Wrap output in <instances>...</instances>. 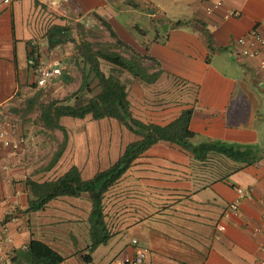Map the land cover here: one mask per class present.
<instances>
[{"label": "crops", "instance_id": "0c3cea01", "mask_svg": "<svg viewBox=\"0 0 264 264\" xmlns=\"http://www.w3.org/2000/svg\"><path fill=\"white\" fill-rule=\"evenodd\" d=\"M221 1L222 8L206 14L203 0H68L56 10L36 0H0V117L9 138L21 140L15 151L0 150V227L5 229L0 264H28L31 240L60 254L61 264H109L140 250L143 264H259L264 256V46L247 57L236 41L252 30L264 38V0ZM227 9L240 16H227ZM54 26L66 28L68 42L49 48ZM84 30L106 35L129 56H148L143 65L160 73L151 84L124 73L131 79L126 87L133 115L135 89L151 86V120L145 123L166 125L191 109L193 145L248 147L258 158L246 165L209 153L200 161L175 144L152 145L105 193L112 237L88 263L82 258L89 243L88 195L58 197L31 211L26 185L27 179L50 180L71 166L87 180L136 138L110 119L95 121L111 125L103 130L93 128L90 118L62 124L67 117H61L66 143L55 165L45 170L53 154L42 160L34 139L38 130L51 129L38 123L37 115L41 119V106L48 103L44 94L56 98L73 72L84 67L76 39ZM40 61H55L61 71L45 87L35 83ZM236 187L247 196L234 215L228 206L236 200Z\"/></svg>", "mask_w": 264, "mask_h": 264}, {"label": "trees", "instance_id": "16d2710c", "mask_svg": "<svg viewBox=\"0 0 264 264\" xmlns=\"http://www.w3.org/2000/svg\"><path fill=\"white\" fill-rule=\"evenodd\" d=\"M68 41L66 28L52 27L47 36L49 48L64 44ZM94 45L83 41L78 47L79 64L87 66L80 68V84L76 91L68 96L75 97L82 94L83 90L90 92V96L84 101L73 105L66 101L50 100L41 106V120L45 127L60 129L63 133V141L53 153L45 170L55 165L62 154L66 143L64 128L58 124L61 117H69L78 120L90 118L94 121L102 119L115 120L120 126L134 135L135 140L127 143L118 158L106 169L96 172L91 178L84 180L79 170L71 166L58 177L46 179L42 182L27 179L28 208L31 211L41 210L45 205L58 197H79L86 193L91 203L88 214V239L87 253L83 255L85 263L90 262L92 252L101 245H106L112 234L105 220L103 199L119 180V178L131 167L133 162L151 148L152 145L164 141L175 144L183 151L189 152L196 160H205L209 153L224 156L232 161L251 165L258 158L251 148H240L222 142H204L193 145L191 139L194 132L189 128L191 109L181 111L179 116L166 125L145 123L136 118L131 110L127 98L126 84L120 79V74H128L133 79H138L145 84L153 83L160 73H151V69L143 65L144 60H151L148 56L139 57L131 55L124 57L115 50L116 44L105 43ZM109 66V72L101 69V63ZM96 82L95 90L88 88V78ZM26 259L28 264H61L64 258L51 249L48 245L37 240H31L26 247Z\"/></svg>", "mask_w": 264, "mask_h": 264}, {"label": "rangeland", "instance_id": "374dc122", "mask_svg": "<svg viewBox=\"0 0 264 264\" xmlns=\"http://www.w3.org/2000/svg\"><path fill=\"white\" fill-rule=\"evenodd\" d=\"M182 2H177L175 4V6H179ZM168 18H170L168 16V11H162ZM172 20V19H170ZM84 35H80L79 37H76L77 41L82 43L83 41H86V39H88L93 45L94 48L97 49L98 46L97 45H103L105 43H108L104 38L106 37V35H100L98 32H94V31H90V33H88V31L84 30ZM88 33V35H87ZM150 35H147L145 37V43H147L151 37V32H149ZM105 34V33H104ZM68 42V41H67ZM66 42V43H67ZM64 43V44H66ZM111 44H113V42H110ZM115 50L117 52H119L120 54L122 53L124 57H129V55H127L125 53V51L123 49H121L118 46H115ZM151 68V66H149ZM102 71H104L105 73L109 72V67L104 65L103 67H101ZM80 69H77V72H73V77H69L72 80H69L68 82H71L70 85L65 86L61 92H59V95L56 96V98L54 96L52 100H56V101H66V103L68 104H75V103H79L85 100L86 97H89L91 94L90 92H88L87 90H83L82 94H78L75 97L70 96V98H68V96L70 94H72L74 91H76L77 86L79 85V81H80ZM120 79L126 84V86L130 87L131 83H130V78H127L126 75L124 74H120ZM88 88L91 89L92 91L95 90V85L96 82L92 79V77L90 76L88 78ZM128 84V85H127ZM136 94H134L135 96L132 98L133 99V110L135 111V115L139 118H141V120H143L144 122H149L151 120V86H147V85H141V86H137V90L135 89ZM51 98L50 94H44L43 99L49 101ZM44 104V103H42ZM38 112V111H37ZM133 113V111H132ZM147 113L149 115V117L147 116ZM134 114V113H133ZM71 120V118L67 117V118H63L62 120V124H66L68 123L69 120ZM91 121V125L93 128L95 129H105L104 127L108 126L110 127L111 125L106 123V122H100L99 124L96 123L94 120H90ZM112 122H115V120H111ZM37 122L41 123V119L39 118V115H37ZM65 132L67 131V125H65L64 128ZM40 131V132H39ZM62 141V133L60 129H53V130H48V129H41L38 130V133L34 139V145L36 147H38L39 151H40V155L42 156V160H47L49 158L50 155L53 154L54 149L57 148V146L60 144V142ZM32 145V144H31Z\"/></svg>", "mask_w": 264, "mask_h": 264}, {"label": "built area", "instance_id": "2783aa9c", "mask_svg": "<svg viewBox=\"0 0 264 264\" xmlns=\"http://www.w3.org/2000/svg\"><path fill=\"white\" fill-rule=\"evenodd\" d=\"M6 1V0H5ZM39 4L49 7L51 10L59 9L63 4L68 0H36ZM223 2L221 0H203L201 4V9L206 14H211L217 9L223 7ZM226 15L230 17L237 18L239 13L233 9H227ZM237 44L243 46L241 53L247 57H253L258 53V48L264 46V38L256 31L252 30L248 32L247 35L237 39ZM30 65L33 64V61H29ZM35 75H36V86L45 87L48 83L54 81L61 74L60 68L58 67L57 62L55 61H40L35 65ZM21 140L12 141L9 138L6 123L0 117V150L2 148H10L16 150L19 147ZM236 200L228 206L229 212L234 215L238 213V202L247 196V192L241 187L235 188ZM264 206V203H263ZM264 221V218H263ZM4 227V226H3ZM2 226L0 227V233L5 229ZM218 230H223V226H219ZM131 243L134 245L136 239H131ZM262 250L264 251V243L261 245ZM145 260V252L140 250L130 257H121L116 260H113L109 264H143ZM259 264H264V256L259 260Z\"/></svg>", "mask_w": 264, "mask_h": 264}]
</instances>
